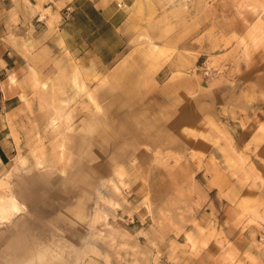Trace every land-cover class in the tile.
Masks as SVG:
<instances>
[{
	"label": "rangeland",
	"instance_id": "rangeland-1",
	"mask_svg": "<svg viewBox=\"0 0 264 264\" xmlns=\"http://www.w3.org/2000/svg\"><path fill=\"white\" fill-rule=\"evenodd\" d=\"M98 1L70 52L0 0V58L36 54L0 106V264H264V0Z\"/></svg>",
	"mask_w": 264,
	"mask_h": 264
},
{
	"label": "crops",
	"instance_id": "crops-1",
	"mask_svg": "<svg viewBox=\"0 0 264 264\" xmlns=\"http://www.w3.org/2000/svg\"><path fill=\"white\" fill-rule=\"evenodd\" d=\"M29 2L31 5L27 4L28 8L34 11L32 17L36 18L37 23L40 22L38 26L45 23L44 34L50 33L49 35L53 36L52 42L57 49H61L64 44V47L70 52L75 50V42L79 34L78 26L85 33L82 38L90 39V35L96 31L98 22L101 24L110 23L116 13L110 5H104L98 0H63L64 4L61 6H59L60 0H29ZM66 6L70 7L69 11L62 9ZM41 7L49 12L43 14L40 10ZM44 34L43 38L49 37ZM32 53L31 50L26 53L25 50L22 52L5 50L4 55L7 56V59L0 58V73H5V80H0V106H4L6 114L20 106H25L30 99L33 86L27 84L35 64L34 58H36V54ZM27 96L29 99L26 98ZM23 97L26 99L23 100ZM29 103H32V100ZM7 106L9 107L7 108ZM2 116L4 115L2 114ZM0 131H2L1 128ZM8 158L6 143L0 139V172L8 163Z\"/></svg>",
	"mask_w": 264,
	"mask_h": 264
},
{
	"label": "bare ground",
	"instance_id": "bare-ground-1",
	"mask_svg": "<svg viewBox=\"0 0 264 264\" xmlns=\"http://www.w3.org/2000/svg\"><path fill=\"white\" fill-rule=\"evenodd\" d=\"M12 199H13V198H12ZM10 200H11V199H10ZM16 202H17L16 200L13 201L12 206H13V208H14L15 210L18 211V210H19V207L17 206ZM10 206H11V205H10ZM12 206H11V207H12ZM2 207H3L2 209H3L4 212H7V211L10 212V211L8 210L9 207H8V208H7V206H2ZM2 209H0L1 212H3ZM11 209H12V208H11ZM5 214H6V213H5ZM8 214H10V213H8ZM0 215H1V214H0ZM6 216H7V214H6ZM0 217H2V216H0ZM8 217H9V216H8ZM3 218H4V216H3Z\"/></svg>",
	"mask_w": 264,
	"mask_h": 264
},
{
	"label": "built area",
	"instance_id": "built-area-1",
	"mask_svg": "<svg viewBox=\"0 0 264 264\" xmlns=\"http://www.w3.org/2000/svg\"><path fill=\"white\" fill-rule=\"evenodd\" d=\"M121 6V4H119Z\"/></svg>",
	"mask_w": 264,
	"mask_h": 264
}]
</instances>
